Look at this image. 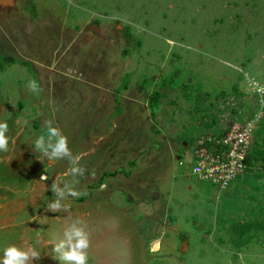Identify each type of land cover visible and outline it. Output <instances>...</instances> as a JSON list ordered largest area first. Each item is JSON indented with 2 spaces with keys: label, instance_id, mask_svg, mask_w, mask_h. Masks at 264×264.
Returning a JSON list of instances; mask_svg holds the SVG:
<instances>
[{
  "label": "rangeland",
  "instance_id": "1",
  "mask_svg": "<svg viewBox=\"0 0 264 264\" xmlns=\"http://www.w3.org/2000/svg\"><path fill=\"white\" fill-rule=\"evenodd\" d=\"M0 63V256L76 264L79 230L84 264H264V0H0ZM256 111L251 169L193 177L196 137Z\"/></svg>",
  "mask_w": 264,
  "mask_h": 264
},
{
  "label": "built area",
  "instance_id": "2",
  "mask_svg": "<svg viewBox=\"0 0 264 264\" xmlns=\"http://www.w3.org/2000/svg\"><path fill=\"white\" fill-rule=\"evenodd\" d=\"M259 117L260 111H256L217 130L200 133L192 148L190 174L218 190L226 189L247 168L245 159L250 153L252 130Z\"/></svg>",
  "mask_w": 264,
  "mask_h": 264
},
{
  "label": "clouds",
  "instance_id": "3",
  "mask_svg": "<svg viewBox=\"0 0 264 264\" xmlns=\"http://www.w3.org/2000/svg\"><path fill=\"white\" fill-rule=\"evenodd\" d=\"M29 87L32 91H37V85L35 81H31ZM8 131V125L5 122H0V151L8 150V137L4 133ZM47 135L49 139L56 138L54 145L52 147V155L49 157L58 156L60 154H67V138L60 134L58 128L49 126L47 128ZM44 137L39 136L35 141V146L37 148L41 147ZM75 195V194H73ZM51 209H56L58 204H52ZM73 235L76 237L75 242L71 245V250L64 254L65 259L73 260L76 264H84L86 256L80 252V249L88 247V241L84 238L79 230L74 231ZM39 258V253L34 250H20L15 246H9L3 249V255L0 256V264H24V261L28 260L29 257Z\"/></svg>",
  "mask_w": 264,
  "mask_h": 264
},
{
  "label": "trees",
  "instance_id": "4",
  "mask_svg": "<svg viewBox=\"0 0 264 264\" xmlns=\"http://www.w3.org/2000/svg\"><path fill=\"white\" fill-rule=\"evenodd\" d=\"M2 58H4V59H8V60H11L12 61V59L10 58V57H5V56H3ZM5 67H4V64H2V63H0V70H3ZM150 103H152V101H150ZM151 112H153V110H151ZM257 155L258 154H251V153H249L247 156H246V159H245V163L247 164V168L245 169V171L246 170H248V169H251V167L254 165V159H256V157H257ZM244 174V173H243ZM243 174H241L240 175V177L243 175ZM101 180V179H100ZM99 183H102V181H100ZM89 192V191H88Z\"/></svg>",
  "mask_w": 264,
  "mask_h": 264
},
{
  "label": "crops",
  "instance_id": "5",
  "mask_svg": "<svg viewBox=\"0 0 264 264\" xmlns=\"http://www.w3.org/2000/svg\"><path fill=\"white\" fill-rule=\"evenodd\" d=\"M105 178L111 180L113 177L111 178V177L109 176V177H105ZM105 178L103 179V181L105 180ZM103 181H102V183H100V184H98V185H99V186L101 185V187H102V186L105 187V186H106V183L103 182Z\"/></svg>",
  "mask_w": 264,
  "mask_h": 264
}]
</instances>
